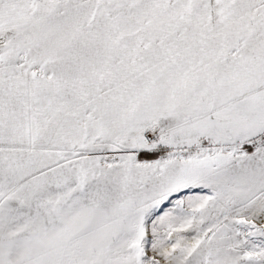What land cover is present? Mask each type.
<instances>
[{
	"label": "snow or ice",
	"instance_id": "6c2138e0",
	"mask_svg": "<svg viewBox=\"0 0 264 264\" xmlns=\"http://www.w3.org/2000/svg\"><path fill=\"white\" fill-rule=\"evenodd\" d=\"M0 264H264V0H0Z\"/></svg>",
	"mask_w": 264,
	"mask_h": 264
}]
</instances>
